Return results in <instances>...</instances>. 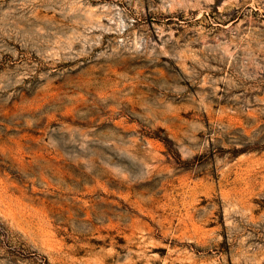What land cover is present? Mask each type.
I'll list each match as a JSON object with an SVG mask.
<instances>
[{
  "label": "rangeland",
  "instance_id": "1",
  "mask_svg": "<svg viewBox=\"0 0 264 264\" xmlns=\"http://www.w3.org/2000/svg\"><path fill=\"white\" fill-rule=\"evenodd\" d=\"M0 264H264V0H0Z\"/></svg>",
  "mask_w": 264,
  "mask_h": 264
}]
</instances>
